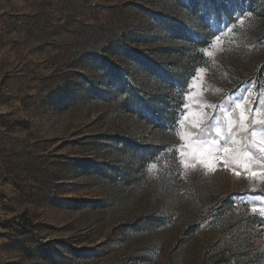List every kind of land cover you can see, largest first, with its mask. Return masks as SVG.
<instances>
[{
    "label": "rangeland",
    "instance_id": "1",
    "mask_svg": "<svg viewBox=\"0 0 264 264\" xmlns=\"http://www.w3.org/2000/svg\"><path fill=\"white\" fill-rule=\"evenodd\" d=\"M261 129L264 0H0V264H264Z\"/></svg>",
    "mask_w": 264,
    "mask_h": 264
},
{
    "label": "snow or ice",
    "instance_id": "2",
    "mask_svg": "<svg viewBox=\"0 0 264 264\" xmlns=\"http://www.w3.org/2000/svg\"><path fill=\"white\" fill-rule=\"evenodd\" d=\"M239 106V105H237ZM241 119H245L243 113H241ZM216 131L217 134H220V131L218 128L216 129H210L209 127L205 126L203 129L199 130L195 135L194 143L197 145L196 150L194 151L193 155L198 157L200 159V163L204 164L205 167H211L210 162H207L204 160V157L206 155L209 156V160L212 158V149L211 148H205L203 146L214 144L216 145V153L218 154L220 151L228 152L230 149L226 146L227 143L230 142V137L226 138L224 141V144L221 145L219 142L212 140L209 136L210 131ZM257 133L255 131L252 132V135L255 136ZM261 134H264V129H261ZM181 139H184V136H181ZM261 152V155L259 157H256L259 163L264 164V148H261L259 150ZM245 156H248V153H245ZM251 158V157H249ZM237 176L240 175L239 172L235 173ZM258 173L252 172V176H256ZM253 211H257L256 209H253Z\"/></svg>",
    "mask_w": 264,
    "mask_h": 264
}]
</instances>
